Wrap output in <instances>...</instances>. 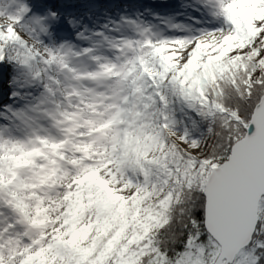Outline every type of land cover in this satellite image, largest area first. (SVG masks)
Listing matches in <instances>:
<instances>
[{"label":"snow or ice","instance_id":"obj_1","mask_svg":"<svg viewBox=\"0 0 264 264\" xmlns=\"http://www.w3.org/2000/svg\"><path fill=\"white\" fill-rule=\"evenodd\" d=\"M0 264H264V0H0Z\"/></svg>","mask_w":264,"mask_h":264},{"label":"rangeland","instance_id":"obj_2","mask_svg":"<svg viewBox=\"0 0 264 264\" xmlns=\"http://www.w3.org/2000/svg\"><path fill=\"white\" fill-rule=\"evenodd\" d=\"M122 1V2H121ZM120 2H111V0H104V4H102L101 8L97 10V14H101L104 12H108L112 15H116L123 11L131 12L135 8L139 7L141 4H147L150 1L149 0H130L135 1L133 4L130 1L121 0Z\"/></svg>","mask_w":264,"mask_h":264},{"label":"bare ground","instance_id":"obj_3","mask_svg":"<svg viewBox=\"0 0 264 264\" xmlns=\"http://www.w3.org/2000/svg\"><path fill=\"white\" fill-rule=\"evenodd\" d=\"M79 2L81 5L91 6L96 12L102 7L101 5L104 4V0H79Z\"/></svg>","mask_w":264,"mask_h":264}]
</instances>
